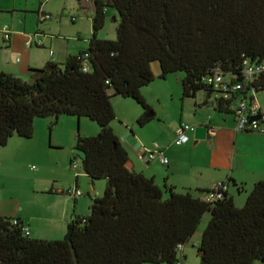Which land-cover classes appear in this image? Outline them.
Returning <instances> with one entry per match:
<instances>
[{
	"label": "trees",
	"instance_id": "obj_1",
	"mask_svg": "<svg viewBox=\"0 0 264 264\" xmlns=\"http://www.w3.org/2000/svg\"><path fill=\"white\" fill-rule=\"evenodd\" d=\"M76 1L84 9V0ZM90 1L87 51L69 55L63 64L32 68L28 79L0 71V149L14 135L33 137L36 118L50 119L51 131L61 115L86 117L99 131L78 134L74 147L86 157L72 153L70 162L80 159L90 180L104 179L103 194L93 198L87 215H73L68 240L30 237L19 219L0 215V264H185L179 248L206 213L198 264L264 263V178L241 207L227 192L206 201L208 190L160 187L152 177L127 169L128 153L111 126L113 96L142 108L138 125L150 120L152 109L141 89L155 79L153 63L160 79L183 72L182 98L211 91L203 78L215 72L243 83V61H264V0ZM108 8L119 16L113 40L98 37ZM250 88L264 92V72L229 98H218V110L233 113L230 107Z\"/></svg>",
	"mask_w": 264,
	"mask_h": 264
},
{
	"label": "crops",
	"instance_id": "obj_2",
	"mask_svg": "<svg viewBox=\"0 0 264 264\" xmlns=\"http://www.w3.org/2000/svg\"><path fill=\"white\" fill-rule=\"evenodd\" d=\"M49 1L0 0V71L28 79L32 68H41L48 62L63 64L69 55L87 51L92 33L91 15L87 17L88 30L86 27L84 30L81 27L63 30L60 21L52 20L53 13L63 14L67 7L64 4L50 7ZM45 14H49L50 18L41 20ZM74 16L77 13L70 16V21L75 20ZM4 25L10 28L8 39L2 32ZM152 70L154 81L142 88L152 115L141 125L142 128L135 126L144 112L138 104L131 99L111 101L114 115L125 125L126 135H119L111 126L128 153L127 169L141 172L152 177L160 187L166 185L176 191L188 189L198 193L211 190L215 184L223 182L228 186L226 192L233 198L234 205L241 207L253 184L264 178V132L237 131L232 113L219 111L215 95L208 97V91H198L193 97L182 98L181 91L169 89V96L166 97L168 88L159 78L157 63L152 64ZM163 101L171 102L166 110ZM253 101L259 107L260 123L264 126V95L259 97L256 94ZM121 105H124V110L119 109ZM38 119L41 118L34 120V133L43 126L48 128L50 123L49 119ZM57 122L59 127L63 125L72 131L67 143L63 139L53 145L69 149L62 164L71 178L67 183L61 180L63 186L57 189L54 188L58 185L56 177H47L40 170L31 172L29 162L36 156L22 138L14 135L0 149V215L19 219L28 227V235L33 238L58 240L60 234L66 233L65 228H68L73 215H87L93 198L103 194L100 195L97 189L98 182L90 180L84 172L75 173L70 169L73 153L70 149L74 148L78 134L95 135L99 131L98 125L86 117L69 115H61ZM76 123L80 126V133L75 131ZM182 124L214 126L217 131L205 140H195L194 132L187 131L188 141L176 145L175 134ZM153 142L161 147L168 159L167 164L141 157L143 148ZM68 170L73 171V175ZM238 186L244 189L243 194L237 191ZM71 189H78L82 194L73 196ZM199 241L200 237L191 244L195 246L196 257ZM187 244L182 248L185 264L188 260Z\"/></svg>",
	"mask_w": 264,
	"mask_h": 264
},
{
	"label": "rangeland",
	"instance_id": "obj_3",
	"mask_svg": "<svg viewBox=\"0 0 264 264\" xmlns=\"http://www.w3.org/2000/svg\"><path fill=\"white\" fill-rule=\"evenodd\" d=\"M64 2V3H63ZM62 4L67 7V11L63 12V14H55L53 13L54 18L52 20H58L61 22L60 28L63 30H75L78 27L82 30L85 29L88 30V25L89 21L87 19L90 18L91 11H92V5L90 0H84V9L80 7V5L77 3L76 0H50L49 1V6H56L60 7ZM77 8L79 10L77 11ZM73 13H77V16H74L75 20L70 21V16L73 15ZM105 22L104 26L98 31V37L102 39H109L113 40L116 38V26L119 21V16L118 13L112 9L108 8L106 10V15H105ZM86 24V25H85ZM85 30V31H86ZM183 72H174L168 74L165 78H161V82L163 84H166L168 88V92L166 93V97L169 96V91L172 90H177L181 91V79L183 77ZM154 81V80H153ZM152 81V82H153ZM170 89V90H169ZM142 92V89H141ZM264 95V92H259L257 93V96H262ZM130 100V98H123L120 96H113L111 97V101L114 100ZM132 101V99H131ZM134 104H137L134 100L132 101ZM164 103V101H163ZM171 102H166L163 105V108L166 110L170 106ZM119 109L124 110V105L118 106ZM139 108H141L138 105ZM117 109V108H116ZM125 113V112H124ZM177 114V111L173 113V117H175ZM125 115V114H124ZM47 118H41L38 119L40 121H44ZM50 120V119H49ZM92 122V121H91ZM93 124H96L93 122ZM137 124V121H136ZM111 125L114 126L116 129V132L120 135V133H123L126 135V131L124 128V124L119 121V119L115 116L114 120L112 121ZM136 127H140L139 125H135ZM142 128V126L140 127ZM54 129V131L52 130ZM51 131L49 130V126L47 127H42L40 131H37L34 133L33 137L31 138H22L21 140L27 142L29 150L32 151V154L36 156L29 162V166L31 167V172H36L38 170L42 171L47 177H56V181L58 182L57 186H54L55 189H57L59 186H63V183H61V180L64 183H67L71 177L68 176L67 170H64L63 164H62V159L64 156L67 155L69 149L65 147H59L56 148L54 143L56 141H66V143L69 140V134L72 132L68 127L66 126H58V122L52 127ZM75 131L80 133V126L77 123L75 124ZM74 132V131H73ZM96 135V134H95ZM122 135V134H121ZM94 136V135H92ZM15 137H17L15 135ZM20 138V137H19ZM120 140L123 142V138L120 137ZM51 145V147H50ZM70 152H72V148L70 149ZM80 173H83L82 168H79ZM69 173L73 175V171L68 170ZM73 178V177H72ZM95 182H98L99 186V193H103V189L105 187V180L100 179ZM89 188V186H88ZM87 188V189H88ZM102 190V192H101ZM98 191V190H97ZM244 192H241L243 194ZM84 196L87 197L88 195L85 194ZM243 196V195H242ZM88 198V197H87ZM242 198V197H241ZM241 205V204H239ZM209 219V214L206 213L202 217L198 228L196 229L194 235L192 236L191 243L187 244V250H188V260L186 264H197L199 262V257H196V249L194 245H191L195 242V240L199 239L203 229L205 228L207 222ZM66 230V228H65ZM65 234H60L59 239H63Z\"/></svg>",
	"mask_w": 264,
	"mask_h": 264
},
{
	"label": "built area",
	"instance_id": "obj_4",
	"mask_svg": "<svg viewBox=\"0 0 264 264\" xmlns=\"http://www.w3.org/2000/svg\"><path fill=\"white\" fill-rule=\"evenodd\" d=\"M50 15L45 14L41 17V20L49 19ZM2 32L5 39L10 37V28L8 25H4L2 27ZM83 70H86V62L83 63ZM264 72V61L259 63H251L248 60L243 61V83L231 82L229 77H224L220 72H215L212 75H208L203 78V82L211 85L212 94L215 95L216 100L220 97L229 98L230 94L234 91L242 89V84L244 87L249 86L252 82H254L257 77ZM257 93L254 89L250 88L247 91V94L237 99L234 104L230 107L232 110V115L234 116L235 121V129L237 131H259L264 132V126L259 121V107L255 101H253L254 96ZM251 98V100L249 99ZM194 126L189 124H182L175 134L174 143L176 145H181L188 141L187 131H193ZM217 128L214 126L208 127L209 135L215 134ZM143 154V155H142ZM145 157L147 160H158L161 164L165 165L168 162L167 157L163 154L161 147L153 142L150 146H146L143 148V153H141V157ZM80 167V159H76L70 162V169L75 173L79 171ZM227 184L223 182H219L215 184V186L208 190L209 193L204 196L206 201H215L220 199L224 193L227 191ZM70 194L73 196H80L82 192L78 189H71ZM23 230L26 234H28V227L23 226ZM182 253V248H179ZM180 264V262L178 263Z\"/></svg>",
	"mask_w": 264,
	"mask_h": 264
},
{
	"label": "water",
	"instance_id": "obj_5",
	"mask_svg": "<svg viewBox=\"0 0 264 264\" xmlns=\"http://www.w3.org/2000/svg\"><path fill=\"white\" fill-rule=\"evenodd\" d=\"M211 94H212V91H208V95H209L208 97H210ZM149 116H151V114H148V117ZM193 132H194V139L195 140H205V139L210 137V135L208 133V126L207 125L195 126ZM72 152L77 154L81 160H84L86 157L85 152L83 150L77 148V147H74L72 149ZM198 194H203V191H199ZM71 233H72V228H67L63 239L68 240L71 236Z\"/></svg>",
	"mask_w": 264,
	"mask_h": 264
}]
</instances>
